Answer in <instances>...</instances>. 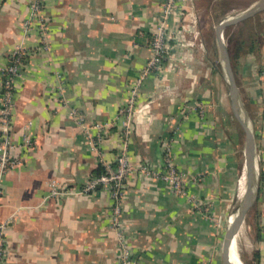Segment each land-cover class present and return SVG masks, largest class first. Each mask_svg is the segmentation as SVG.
Listing matches in <instances>:
<instances>
[{"label": "crops", "instance_id": "obj_1", "mask_svg": "<svg viewBox=\"0 0 264 264\" xmlns=\"http://www.w3.org/2000/svg\"><path fill=\"white\" fill-rule=\"evenodd\" d=\"M219 1L184 0L185 15L170 19L173 28L184 24V41L160 72L143 77L126 137L119 110L151 54L165 0H43V30L36 22L25 29L31 0H0V70L14 50L25 52L6 117L0 73V145L4 135L10 142L0 196L4 264H120L110 189L83 188L100 166L115 164L124 143L131 161L158 171L168 144L187 186L186 195L176 194L162 178L127 176L122 215L133 264H220L222 230L188 198L211 202L220 220L236 200L239 131L216 31L217 56L200 21V10ZM239 71L264 171V42ZM260 202L264 231V193ZM254 232L252 220L246 249L264 264V233L256 241Z\"/></svg>", "mask_w": 264, "mask_h": 264}, {"label": "built area", "instance_id": "obj_2", "mask_svg": "<svg viewBox=\"0 0 264 264\" xmlns=\"http://www.w3.org/2000/svg\"><path fill=\"white\" fill-rule=\"evenodd\" d=\"M42 2L43 0H31L29 17L25 21L26 30L33 24V22L38 23L40 30L44 29V23L42 20L43 18L40 15ZM184 8V0H165L163 4L162 13L157 27L152 33L150 39L151 54L140 74V77L137 78L131 86L130 94L126 104L119 110L120 114L123 115L127 120L125 128L126 137L129 131V121L136 109V97L143 77L151 73L160 72L166 59L170 56L172 48L182 44V41H184L182 35L184 24L179 23L174 28L170 26V19L173 16L178 15L181 17L185 15ZM24 54L25 52L20 49L14 50L10 54L8 62L1 66L0 73L4 86L3 107L1 108V112L5 117L8 113H10L11 109H13L12 93L14 82L16 76L19 74V68L22 64ZM9 146L10 142L4 135L3 142L0 145V196L3 193L1 178L10 164L8 152ZM163 155L165 159L164 169L162 171H158L151 167L147 162L141 160L131 161L128 156L126 143H124L116 155L115 164H105L104 171L93 178L83 188L84 191H88L93 189L96 184H104L110 189V194L113 199L110 217L112 226L117 232V237L121 248L120 264H133V259L127 243L126 225L122 215V198L126 189L125 180L127 176L134 172H140L145 176L159 177L170 184L174 193L187 194L186 181L172 161L168 144L164 148ZM53 192L57 193L58 191L53 190ZM188 198L192 201L194 207L199 213L204 215L210 221L215 220L211 202L202 201L192 195H189ZM7 226V220L0 221V264H4L7 256Z\"/></svg>", "mask_w": 264, "mask_h": 264}, {"label": "water", "instance_id": "obj_3", "mask_svg": "<svg viewBox=\"0 0 264 264\" xmlns=\"http://www.w3.org/2000/svg\"><path fill=\"white\" fill-rule=\"evenodd\" d=\"M262 9H264V0H253L249 6L245 7L238 14L221 20L215 28L222 76L228 89L233 115L244 135L243 168L245 181L239 207L234 213V222L228 224L226 228L220 250V264H235L231 258L233 243L235 245V256L240 264H243L239 256V244L241 238L246 233L247 227L252 222L259 191V164L256 134L251 117L243 106L241 92L229 55L228 38L234 28ZM227 26L229 28L224 31Z\"/></svg>", "mask_w": 264, "mask_h": 264}, {"label": "trees", "instance_id": "obj_4", "mask_svg": "<svg viewBox=\"0 0 264 264\" xmlns=\"http://www.w3.org/2000/svg\"><path fill=\"white\" fill-rule=\"evenodd\" d=\"M230 0H222L214 4L213 9L215 12L210 16L212 22L215 20H221L228 16L226 11L230 8ZM215 19V20H214ZM229 28L227 26L224 31ZM209 36L212 38V49L214 51L215 56H217V45L215 42V31H209ZM229 44L228 50L229 55L233 67V71L235 73V77L237 79V83L239 85V89L242 92V88H240V78L238 75L239 68L241 65L242 58L248 54L254 53L258 47L264 42V9L257 12L255 15L249 17L242 23H240L229 35ZM246 105L248 107V112L251 119L254 122L253 108H252V100L247 96ZM238 140L240 142V133L237 134ZM239 153V152H238ZM99 174L104 171V167L100 166ZM98 174V175H99ZM264 193V171L263 169H259V191L257 200L254 207L253 214V225L255 228L254 237L256 241H259L263 238V225L260 220L261 216V202L260 199L262 194ZM243 264H257L258 261V251L257 250H248L245 249L240 256Z\"/></svg>", "mask_w": 264, "mask_h": 264}, {"label": "rangeland", "instance_id": "obj_5", "mask_svg": "<svg viewBox=\"0 0 264 264\" xmlns=\"http://www.w3.org/2000/svg\"><path fill=\"white\" fill-rule=\"evenodd\" d=\"M251 1H253V0H230V2H229L230 3V8L228 10V15L232 16V15L238 14L243 9H245V7L249 6ZM200 11H201L200 21L204 22L206 24L205 29H203L205 34H206V32H209V31H212V30L215 31V28H216L217 24L221 20L229 17V16H226L225 18H222L220 21L214 19L215 21L212 22V19L210 18V16L215 12V10L213 8L212 9H208V10L203 9V10H200ZM228 44H229V40H228ZM238 75H239V78H240V76H241L240 71L238 72ZM244 85H245V89L244 90L242 89V92L241 91L240 92H241V98H242L244 109L246 110V112H248V107L246 105V98L248 96V90L246 89V86L248 84L245 82ZM231 114H233L232 111H231ZM235 124H236L237 130L240 133V142L238 143V152H239V156H240V174H239V178H238V185H237L238 187H237V193H236V200L233 203L234 207H232V210H230L229 214H227L225 216V218H223V220H220L219 218H216V217H215V220H213V223L216 226H218V228H220V230H222V232L220 233L219 249L222 246L223 238H224V235H225V232H226V228L228 226V219L238 209L240 201H241V195H242L240 193V190H239V181H240L241 176L244 175V168H243V161H244V153H243V150H244V135H243V133H242V131L240 129V126H239L238 122L236 121V119H235ZM252 220H253V218H252ZM251 237L252 236L250 234L247 236V234L245 233L244 237L241 238L240 244H239V256L243 253V251L246 249V247L250 246ZM203 264H210V261H204Z\"/></svg>", "mask_w": 264, "mask_h": 264}, {"label": "bare ground", "instance_id": "obj_6", "mask_svg": "<svg viewBox=\"0 0 264 264\" xmlns=\"http://www.w3.org/2000/svg\"><path fill=\"white\" fill-rule=\"evenodd\" d=\"M244 185H245L244 175H242L241 178H240V181H239V190H240L241 194L244 191ZM234 219H235V214H232V216L229 217V219H228V224H231L232 222H234ZM231 258L235 262V264H240L239 260L235 256V245H234V243H233V246L231 248Z\"/></svg>", "mask_w": 264, "mask_h": 264}]
</instances>
